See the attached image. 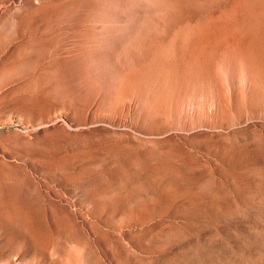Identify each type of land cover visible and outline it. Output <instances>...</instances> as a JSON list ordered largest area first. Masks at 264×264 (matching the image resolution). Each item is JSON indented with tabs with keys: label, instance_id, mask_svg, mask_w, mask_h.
Listing matches in <instances>:
<instances>
[{
	"label": "rangeland",
	"instance_id": "rangeland-1",
	"mask_svg": "<svg viewBox=\"0 0 264 264\" xmlns=\"http://www.w3.org/2000/svg\"><path fill=\"white\" fill-rule=\"evenodd\" d=\"M236 3L0 0V264H264Z\"/></svg>",
	"mask_w": 264,
	"mask_h": 264
},
{
	"label": "clouds",
	"instance_id": "clouds-1",
	"mask_svg": "<svg viewBox=\"0 0 264 264\" xmlns=\"http://www.w3.org/2000/svg\"><path fill=\"white\" fill-rule=\"evenodd\" d=\"M223 16L237 31L264 34V0H237L233 7L223 12Z\"/></svg>",
	"mask_w": 264,
	"mask_h": 264
}]
</instances>
